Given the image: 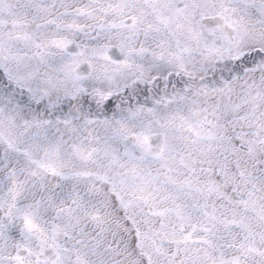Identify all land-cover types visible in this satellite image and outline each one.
I'll return each instance as SVG.
<instances>
[{
  "label": "snow or ice",
  "instance_id": "6c2138e0",
  "mask_svg": "<svg viewBox=\"0 0 264 264\" xmlns=\"http://www.w3.org/2000/svg\"><path fill=\"white\" fill-rule=\"evenodd\" d=\"M0 264H264V0H0Z\"/></svg>",
  "mask_w": 264,
  "mask_h": 264
}]
</instances>
